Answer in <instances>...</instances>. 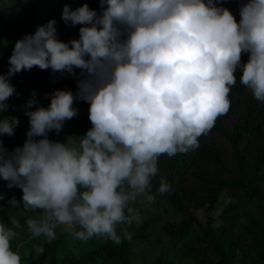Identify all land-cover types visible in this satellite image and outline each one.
Returning a JSON list of instances; mask_svg holds the SVG:
<instances>
[{"label": "clouds", "instance_id": "clouds-1", "mask_svg": "<svg viewBox=\"0 0 264 264\" xmlns=\"http://www.w3.org/2000/svg\"><path fill=\"white\" fill-rule=\"evenodd\" d=\"M222 2L99 0V14L87 3L65 4L61 19L80 25L78 39L60 41L50 19L15 41L8 72L0 74V114L16 92L14 74L38 67L77 79L75 94H45L47 107L33 90L24 105L23 145L9 151L0 140V179L22 192L9 205L40 211L25 221L32 238L51 243L57 227L66 226L77 240L119 244L118 226L140 220L130 205L153 200L160 157L196 149L229 112L237 71L240 84L264 103V0H239V21ZM77 100L89 105L91 127L82 136L49 139L78 115ZM18 125L16 116L0 115V136H13ZM169 188L162 179L158 192ZM10 223L0 222V264H22L11 247L20 223ZM124 237L131 239L127 231Z\"/></svg>", "mask_w": 264, "mask_h": 264}, {"label": "trees", "instance_id": "trees-1", "mask_svg": "<svg viewBox=\"0 0 264 264\" xmlns=\"http://www.w3.org/2000/svg\"><path fill=\"white\" fill-rule=\"evenodd\" d=\"M50 1L27 0L18 15L10 19L0 18V74L8 72V58L15 41L26 34H33L38 26L50 19L56 21L60 41L78 39L80 25L66 24L61 19L62 11L52 9L37 14L39 8ZM88 6L99 14V0H91ZM227 9L239 21V7ZM247 59L245 53L241 62ZM74 71L79 75V69ZM239 75L237 71L236 84L229 96V112L216 120L207 135L199 137V146L185 154L160 157L159 171L152 179L150 194L153 200L143 202L148 205L144 204L145 207L141 204L130 205L139 216L145 211L147 215L140 222L118 226L117 232L121 236L119 244L103 237H93L87 241L77 240L79 245L75 253L60 255L58 248L62 238H56L51 243L43 241L39 246L44 251L39 254L28 244L29 250L21 256L22 264H133L129 258L133 241L154 245L161 235L167 237L171 246H176L175 250L181 258L191 259L192 264H264V103L258 102L240 84ZM9 83L16 92L7 101V111L0 115L16 116L19 120L13 136H0L3 146L9 151L22 146L26 139L29 123L24 114V105L33 90L39 106L44 107L50 103L45 94L50 96L56 89L70 90L73 94L77 91L75 80L69 79L63 89L58 73L38 67L14 74L9 78ZM73 106L78 109V115L65 121L59 134L49 132V139L63 141L68 136H82L91 127L89 105L77 100ZM162 179L170 188L160 194L158 189ZM6 184L7 181H0L2 208L13 195L6 192ZM230 189H235L233 197L224 202V195ZM21 197L17 195L16 199L20 201ZM140 199L143 201V197ZM220 204L223 206L213 215ZM159 206L162 212L171 215L172 220L160 218L157 211ZM240 206H245L247 210L238 212ZM2 215L3 209L0 207V222ZM39 215V210H24L18 221L22 225L28 217L38 218ZM239 217L242 219L239 220ZM124 231H131V239L124 237ZM248 234H252L253 246L244 249L245 240H240V235L245 237ZM149 264L175 263L162 252Z\"/></svg>", "mask_w": 264, "mask_h": 264}, {"label": "rangeland", "instance_id": "rangeland-1", "mask_svg": "<svg viewBox=\"0 0 264 264\" xmlns=\"http://www.w3.org/2000/svg\"><path fill=\"white\" fill-rule=\"evenodd\" d=\"M90 1L91 0H72L70 4H67L59 0H51L50 3L39 8L37 14H41V13L46 12L47 10H52V9H57V10L62 11L63 6L65 4H67L71 9H75L84 3L88 4ZM26 2L27 0H0V18L10 19L14 15H18L23 9ZM222 5H224L225 8L239 7V0H223ZM0 28H1V25H0ZM58 75H60V78H61L60 87L63 89L65 88V83L69 79L75 80L77 82L76 78L68 75L67 73H65L63 76L60 73H58ZM0 181L2 182L3 180L0 179ZM4 187H5L6 192L13 194L11 197H9L8 201L13 197L16 198L17 195H22V192L19 188H16V187L9 188L7 184ZM234 191L235 189H230L226 191L224 195L225 197L224 202H227L229 199L230 200L232 199ZM141 201L142 200L138 198L137 202L134 203L133 205L136 206V205L141 204L142 206H144L145 203ZM145 206H148V205L145 204ZM222 206L223 205L220 204L218 208L215 211H213L212 214L213 215L217 214ZM0 207L1 209H3V215L1 217V220L7 227H13V225H11L10 223V220L12 218L19 220L20 216L24 212L21 206L12 207L9 205L8 202L3 205V208L2 206ZM243 207L240 206L238 212L247 210L245 206ZM157 211H158V215L160 216V218L166 219V220H169V219L172 220L171 215H169V213L165 214L164 212H162L160 206L158 207ZM146 215H147V212L145 211L143 215L139 216L140 217L139 222L143 220V218H145ZM33 218H37V217L34 216ZM241 219L242 217H239V220ZM200 221L202 222V219H200ZM23 223L24 224L20 225L19 229H14L17 232V236L12 240L13 244H11L12 250L17 251L20 254V256L25 255L27 253V251L29 250V247H27L28 244L31 245V247L35 249L34 246H39L43 241H45L44 237L32 238L31 233L27 229L26 223L25 222ZM262 225L264 227V222H262ZM55 231H56L57 238H62L61 244L58 248V253L60 255L75 253L79 244H78L77 239L66 229V226H58ZM128 233H131V231H129ZM251 236L252 234H248L245 237L240 235V240H245L244 249H246L250 245L253 246V243H252L253 241L251 239ZM175 248L176 246L170 245L165 235H161V237L159 238V242L154 245H150L145 242L133 241L132 243L133 251L129 257L130 262L133 264H149L156 256H158L162 252H165V256L167 258L172 259L175 264H192L191 259L181 258L177 254Z\"/></svg>", "mask_w": 264, "mask_h": 264}]
</instances>
